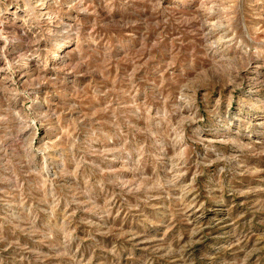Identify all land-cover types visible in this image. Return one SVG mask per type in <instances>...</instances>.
<instances>
[{"label": "rangeland", "instance_id": "1", "mask_svg": "<svg viewBox=\"0 0 264 264\" xmlns=\"http://www.w3.org/2000/svg\"><path fill=\"white\" fill-rule=\"evenodd\" d=\"M0 264H264V0H0Z\"/></svg>", "mask_w": 264, "mask_h": 264}]
</instances>
